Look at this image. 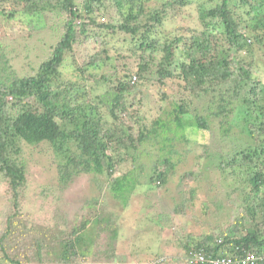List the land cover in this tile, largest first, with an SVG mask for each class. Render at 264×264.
<instances>
[{"label": "trees", "instance_id": "trees-1", "mask_svg": "<svg viewBox=\"0 0 264 264\" xmlns=\"http://www.w3.org/2000/svg\"><path fill=\"white\" fill-rule=\"evenodd\" d=\"M210 3L207 6L197 0H0V19L5 24L20 21L30 31H36L43 14L56 12L64 19L62 35L51 56L34 75L11 78L7 67L2 68L8 61L0 57V174L8 182L14 199L0 229V253L5 262H41L43 253L49 256L50 264L107 263L116 257L119 228L112 214L100 217L94 228L82 224L56 241L41 238L39 229L32 225L20 226L14 208L26 181L20 158L23 142L34 147L49 145L61 183L68 184L81 174L92 175L100 199L105 198L106 189L127 207L138 186L158 190L166 185L175 163L171 157L159 155L145 183L140 175L139 179L134 175L137 167L122 177H114L118 167L128 159L135 163L136 152L147 142L157 143L158 137L162 140L159 150L164 151L165 142L172 144L175 138L179 139L176 135L182 133L181 139L189 142L191 135L183 134L184 131L212 132L217 130V123L219 139L225 141V147H220L219 152L209 147L204 157L215 160L221 175L232 180L227 186L229 191L240 189L244 210L230 217L229 226H224L220 234L209 229L199 238L175 233L179 254L169 262H159L158 258L151 261L188 264L190 255L201 251L241 264L250 252L259 258L253 264H264V83L254 74L257 50H264V0ZM193 4L201 29L182 36L163 32L169 22L180 18ZM117 36L128 48L110 55L109 44ZM86 43H96L98 50L73 71L76 80L65 79L61 69L66 55L77 44ZM113 59L120 65L121 77L109 74L102 83L99 69ZM154 76L160 85L166 80L180 81L188 99L171 103L170 120L156 119L147 129L136 105L143 106ZM91 82L103 87V93L94 94ZM129 98L136 104H129ZM195 100L205 102V113H196L192 122L185 117L193 111L191 104ZM234 112L242 116L237 132L249 140L245 149L237 144L231 146V128H223L229 126L226 120ZM169 123H174V129ZM137 126L139 130L134 135ZM174 133L173 137L168 136ZM129 150L135 155L129 156ZM167 154L178 152L169 149ZM160 164L165 167L162 171ZM103 178L107 184L102 182ZM181 180L193 181L194 173L186 172ZM195 199L196 189H190L173 214L184 216L188 203ZM94 205L98 206V202ZM85 207L91 209L92 205L87 202L82 206ZM103 236L108 239L104 246Z\"/></svg>", "mask_w": 264, "mask_h": 264}, {"label": "rangeland", "instance_id": "rangeland-1", "mask_svg": "<svg viewBox=\"0 0 264 264\" xmlns=\"http://www.w3.org/2000/svg\"><path fill=\"white\" fill-rule=\"evenodd\" d=\"M197 2H204L207 6L211 4L210 0H197ZM63 21L64 19L56 12L46 13L38 22L37 30L30 31L24 22L13 21L5 24L4 20L0 19V57L8 61L7 66L2 65V68L7 67L10 76L22 78L34 75L40 65L51 56L54 46L62 35ZM199 29L201 25L193 4L184 10L180 18L169 22L163 28V32L182 36ZM119 38L117 36L115 40L113 39L114 43L109 44L110 55H113L115 50L122 48L127 50L128 44L123 45ZM97 50L96 43L77 44L72 52L66 55L61 69L63 77L67 80H76L73 71L80 62L82 63ZM255 57L257 60L255 77L264 83V50H257ZM99 73L102 83L105 82L104 76L109 74L120 78V65L113 59L102 66ZM90 85L95 86L94 94L103 93L104 89L99 84L91 82ZM146 91L148 93L142 102L143 106L139 108L136 105V108L138 116L145 119L147 129L152 127L156 119H162L164 122L170 120L168 112L172 109L171 103L179 99H188V93L184 92L183 84L178 80H166L160 85L154 76ZM128 103L136 104L132 98L128 99ZM191 111L190 116H186L185 119L193 122L196 113H205V102L195 100L191 104ZM241 118L242 116L234 112L226 120L227 122L229 120V126L223 128H231L228 134L232 139L229 142L231 146L237 144L238 148L245 149V144H249V140L237 132V129H240L238 124H241ZM169 124L174 129V123ZM215 125L214 128L217 130L212 132L184 131L183 134L191 135L189 142L181 139L182 133L176 135L179 139L175 138L172 144L165 142L167 149L164 151L159 150L162 140L158 137L157 143L147 142L136 152L138 157L135 163L128 159L125 164L118 167L114 177H122L131 171L132 167H137L138 172H134V175L138 176V179L140 175L141 182L145 183L146 175L152 174L151 166L159 155L171 157L175 163L174 172L170 173L166 185L158 190L138 186L127 207H123L122 203L106 189L105 198L100 199L92 175L81 174L68 184L61 183L49 145L42 143L34 147L23 142L20 158L25 167L26 181L14 208L20 226L32 225L39 229L37 233L41 234V238L56 241L82 224L87 223L88 229L94 228L100 217L112 214L119 228L116 257L110 262L100 261L97 264H154L155 262L151 261L154 258H158L159 262L166 259L169 262L180 251L175 233L199 238L209 229L220 234L224 226H229L230 217L244 210V197L240 189L229 191L227 186L232 180L221 175L216 169L215 160L209 161L204 157L209 147L217 152L220 147H225L222 145L225 141L219 139L218 124ZM138 130L137 126L133 134L137 135ZM174 135L175 133L168 136ZM169 149L177 150L178 154H167ZM227 150L228 147L226 152ZM127 153L131 157L135 155L133 150ZM159 168L161 171L164 170V164H160ZM186 172L194 173L193 181L181 180ZM102 182L107 184L104 178ZM190 189H196V199L188 203L184 216H175L173 214L175 207L182 202ZM13 201L10 186L0 174V229L5 224L10 208L13 207ZM87 202L91 203V209L82 208ZM95 202H98V206H93ZM218 206L221 208L218 209ZM102 238L101 245L104 246L108 239L107 236ZM96 249H99V245H96ZM42 258L41 262L25 260L23 263L50 264L48 255L43 253ZM168 262L167 264H170ZM0 264L11 263L5 262L0 253Z\"/></svg>", "mask_w": 264, "mask_h": 264}, {"label": "built area", "instance_id": "built-area-1", "mask_svg": "<svg viewBox=\"0 0 264 264\" xmlns=\"http://www.w3.org/2000/svg\"><path fill=\"white\" fill-rule=\"evenodd\" d=\"M259 259L254 253H247L241 260V264H253ZM188 264H233L230 258H214L199 251L192 253L188 259Z\"/></svg>", "mask_w": 264, "mask_h": 264}]
</instances>
